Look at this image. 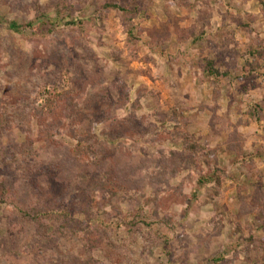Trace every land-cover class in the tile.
<instances>
[{
  "label": "rangeland",
  "instance_id": "rangeland-1",
  "mask_svg": "<svg viewBox=\"0 0 264 264\" xmlns=\"http://www.w3.org/2000/svg\"><path fill=\"white\" fill-rule=\"evenodd\" d=\"M0 264H264V0H0Z\"/></svg>",
  "mask_w": 264,
  "mask_h": 264
},
{
  "label": "trees",
  "instance_id": "trees-1",
  "mask_svg": "<svg viewBox=\"0 0 264 264\" xmlns=\"http://www.w3.org/2000/svg\"><path fill=\"white\" fill-rule=\"evenodd\" d=\"M105 8L106 9H112V10H115V11H118V12H124V13L127 12V10L124 7H122L121 5H119V4H112V3L108 4L107 3L105 5Z\"/></svg>",
  "mask_w": 264,
  "mask_h": 264
}]
</instances>
